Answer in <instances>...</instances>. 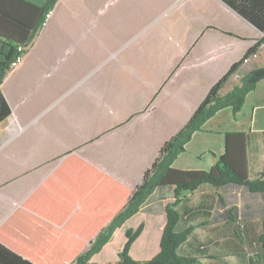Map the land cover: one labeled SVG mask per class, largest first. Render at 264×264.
<instances>
[{
  "label": "crops",
  "instance_id": "0c3cea01",
  "mask_svg": "<svg viewBox=\"0 0 264 264\" xmlns=\"http://www.w3.org/2000/svg\"><path fill=\"white\" fill-rule=\"evenodd\" d=\"M51 15L0 84L10 109L0 122V242L38 264L68 259L98 232L122 202L116 184L137 187L210 88L263 38L222 0H58ZM8 51L0 40V60ZM263 64L264 43L251 61ZM223 113L232 115L219 111L191 141L220 129L217 146L203 152L212 166L225 133H246L252 180L264 167V80L234 126L219 125ZM232 193L238 200L231 206L241 209L243 195L249 218L264 226V194ZM151 197L90 264L118 262L125 229ZM203 201L181 204L182 219ZM159 249L158 234L147 228L130 255L144 261Z\"/></svg>",
  "mask_w": 264,
  "mask_h": 264
},
{
  "label": "trees",
  "instance_id": "16d2710c",
  "mask_svg": "<svg viewBox=\"0 0 264 264\" xmlns=\"http://www.w3.org/2000/svg\"><path fill=\"white\" fill-rule=\"evenodd\" d=\"M57 1L47 0L44 6L39 7L25 0H0V40L9 47V51L0 60V84L9 71V65L16 56L17 48L22 47L26 52L37 31L44 26L46 15L52 12ZM222 1L262 32L263 38L249 48L241 60L233 64L210 88L184 126L162 145L157 158L144 172L142 181L137 187L129 190L116 184L121 192L122 202L98 232L84 241L68 259L63 260L58 256V259H44L41 264H90L93 256L110 241L117 228L136 215L151 195L158 190L168 188L172 189L175 202L165 206L167 222L159 253L149 260H134L129 255V250L140 232L133 234L128 230L125 234V245L118 253L119 259L116 264H200L196 257L180 253L182 245L193 230L191 226L184 228L180 225L182 214L177 211V207L182 204V199L196 192L201 186L230 191L245 188L252 194H264V167L256 178L249 179L248 135L243 132L224 134L223 154L209 170H181L172 165L176 158L185 152V146L190 142L193 134L201 131L203 125L219 111L229 108L236 118V114L244 106L246 96L264 80V64L251 65L260 45L264 43V0ZM245 60L248 62L245 63ZM245 65L246 67H243ZM234 78H237L236 82H233ZM9 115V106L0 90V122ZM222 217L227 225L234 227L231 231L238 242L245 244L242 235L246 234V231H239L234 226L241 218H249L245 209L241 211L232 207L226 210ZM253 244L260 245V251L256 254L258 262L249 259V264H264V226L256 241L249 242V246ZM0 264L38 263L0 242Z\"/></svg>",
  "mask_w": 264,
  "mask_h": 264
},
{
  "label": "rangeland",
  "instance_id": "374dc122",
  "mask_svg": "<svg viewBox=\"0 0 264 264\" xmlns=\"http://www.w3.org/2000/svg\"><path fill=\"white\" fill-rule=\"evenodd\" d=\"M236 81L237 78H234L233 82ZM224 114L227 116L224 117ZM234 120H236V118L233 117V114L228 115V113H223L220 115L219 125H222L223 123H229L234 126ZM219 130L220 129L213 130V134L211 135L195 137L194 140H190V145L186 149V152L180 154L172 165L175 168L180 169L209 170L211 166L208 164V161L212 158L206 152L205 154H203V152L207 147L217 146L216 144L220 135ZM222 143L223 140L221 139L218 143L220 149ZM232 192L233 191L230 190H218L209 186H204L190 195V197H187L189 195L188 194L182 199V204H186V200L188 202L195 198H197L199 201L202 199L204 201L203 207L200 209L199 213L193 216V218L181 220L180 225L182 227H193L190 236L180 249L181 254H188L196 257L200 264H249V259L258 262L256 254L260 251V245L253 244L249 246V242L256 241L257 236L261 232V228L263 227L261 220L241 218V220L234 224L237 230L246 231V234L243 233L244 235H242L240 232L245 243L240 244L231 231V228L234 229V227L232 225H227L224 221V218L222 217L225 210L231 209V204L237 202L238 200L237 194H233ZM217 194L220 195L221 198L217 203H215L214 198L217 196ZM240 199L242 201L241 211H243L246 208V206H243L245 198L243 195H241ZM150 200V205H146L143 212L140 213L133 220V222L129 223L130 227L125 229L124 243L121 250L125 245V234L128 230H131L133 234L137 233L138 231L140 232L133 241L134 243L147 228H151L156 236L158 234L160 247L163 230L167 222V215L164 205L167 206L168 204H173L175 202L173 191L170 188L165 189L163 193H160V195L156 193L151 197ZM188 204L190 205L191 203ZM180 209L181 205L179 208L177 207V211H179V213ZM126 222H124L120 227H122ZM189 244H191V247ZM159 251L160 249L155 253V255H157ZM155 255H153L151 258H153Z\"/></svg>",
  "mask_w": 264,
  "mask_h": 264
},
{
  "label": "built area",
  "instance_id": "2783aa9c",
  "mask_svg": "<svg viewBox=\"0 0 264 264\" xmlns=\"http://www.w3.org/2000/svg\"><path fill=\"white\" fill-rule=\"evenodd\" d=\"M52 12H49L46 17H45V23L49 20L50 16H51ZM25 54V49L22 47L17 48L16 50V56L13 58V60L11 61L10 65H9V71L14 70L17 66H19L23 60ZM248 60H245V63H247Z\"/></svg>",
  "mask_w": 264,
  "mask_h": 264
}]
</instances>
